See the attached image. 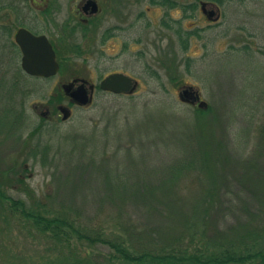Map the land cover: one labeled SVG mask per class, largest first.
<instances>
[{"label":"rangeland","instance_id":"obj_1","mask_svg":"<svg viewBox=\"0 0 264 264\" xmlns=\"http://www.w3.org/2000/svg\"><path fill=\"white\" fill-rule=\"evenodd\" d=\"M27 1L31 6V0ZM36 1L40 3L41 0ZM80 1L62 0L58 5L52 2L50 7L52 10L53 7L62 10L60 13L66 17L77 8ZM194 1L208 2L207 11L212 10L215 15L211 18L198 8L195 18L185 21L186 32L195 33L189 37L188 51L183 50L179 41L161 31L158 20L161 10L155 7H152L154 14L151 15L154 25L145 29L144 24L139 23L135 26L136 32L132 38L112 40L102 48L98 43L99 25L97 28L90 26L88 31L93 35L82 40L77 38L73 41L74 46L70 45L71 39L67 43L60 35L58 37L52 33L56 39L60 38L59 43L64 49L62 53L69 59L63 60V67L71 65L73 69L60 75L57 78L59 82L79 74L81 79L99 84L101 77L123 72L138 82L133 93L134 102L128 96L132 94L123 95L121 101H115L114 95L97 90L91 105L80 106L64 100L56 106V113L45 116L42 113L46 112L47 100L59 84L56 80L35 82L32 88L40 91L28 98L26 113L21 114L25 129L19 137H7V133L18 132L19 126L14 124L17 121V104L13 92L4 89L3 99L0 100V131H5L0 134V177L3 178L0 184L8 185L4 190L0 189L6 194L5 197L0 196V264H84L90 254L95 255L99 251L87 246H76L75 239L71 240L72 246L68 247L63 235L57 237L52 231L41 232L33 225L35 213L46 219L67 216L82 222L83 226L112 233L114 229L107 227L106 216L109 210L112 216L115 212L108 209L109 205L104 202L102 188L93 180L97 177L81 162L72 147L62 150L67 152L66 155L60 153V143L65 139L67 141L74 135L81 136L86 132L91 135L96 128L101 130L106 123L105 120L101 122L102 117L110 115L108 107L112 109L121 104L126 110L132 111L135 109L132 103H135L142 113V121L147 106L154 102L156 105L158 101L169 97L165 89L180 106L191 110L211 106L219 111L222 106L229 105L240 96L252 97L258 95L261 88L264 90V0H228L223 6L212 0H183L187 4ZM41 6H44L42 2ZM40 12H35V16H40ZM64 32L70 33L68 30ZM124 43L127 46L122 51ZM65 44L68 49L74 47L73 51H68ZM76 45L80 46L79 50L75 48ZM259 62L263 65H256ZM186 89L195 91L200 99L182 100L180 95ZM57 107L70 111V116L65 119ZM156 115L148 128L150 132L162 129L163 125L168 127L175 121L172 116ZM176 121L181 124L183 119ZM242 121L240 118L239 122L243 125ZM261 126H264V100L260 106L259 122L253 129L255 137ZM19 176L23 177V182L18 180ZM252 179L253 174L249 171V174L241 177V182L254 191ZM238 180L233 182L238 183ZM181 182H185L184 186H191L189 178ZM6 196L12 200H5ZM189 196L199 198L197 192ZM233 211L225 219L230 226H237L241 221L248 224L250 232L253 231L252 235L249 230H244L241 235L228 236L229 242L234 240V243H238L241 236L247 234L244 239L246 246L234 249V252L243 256L255 255L245 264H264V205L251 202L249 213H244L237 206ZM28 213L33 216L28 218ZM133 218L137 221V216ZM226 227L223 225L222 229ZM166 229L169 231L168 226ZM117 233L122 234L120 231ZM76 251L79 254L75 257L73 254Z\"/></svg>","mask_w":264,"mask_h":264},{"label":"trees","instance_id":"obj_2","mask_svg":"<svg viewBox=\"0 0 264 264\" xmlns=\"http://www.w3.org/2000/svg\"><path fill=\"white\" fill-rule=\"evenodd\" d=\"M212 1L223 6L228 0ZM192 34L188 32L180 41L184 51L190 47ZM187 62L189 67L190 59ZM165 94L167 99L145 108L142 121L135 103L132 111L121 104L108 107L110 115L102 117L106 123L101 130L60 143V153L66 155L62 150L72 147L97 177L93 180L102 188L104 202L115 212L112 216L109 210L106 216L107 227L114 230L108 234L67 216L46 219L28 213L27 217L33 216V225L41 232L66 237L68 247L75 239L76 246L99 250L84 264H245L255 256L234 252L246 246L247 234L238 243L228 241L229 235H241L244 230L252 235L248 224L240 221L230 226L225 219L236 206L249 213L251 202L264 205V126L259 127L257 137L253 130L259 122L264 90L252 97L240 96L220 111L211 106L191 110L180 106L166 89ZM128 96L136 100L135 95ZM114 97L121 101L123 95ZM156 114L172 116L175 121L150 132ZM179 118L181 124L176 121ZM249 171L254 191L241 182ZM188 178L191 186H184L181 181ZM18 180L23 182L21 176ZM7 185L0 184V189ZM194 192L198 199L189 196ZM5 195L0 190V196ZM5 200L12 199L6 196ZM223 225L227 227L222 229Z\"/></svg>","mask_w":264,"mask_h":264},{"label":"flooded vegetation","instance_id":"obj_3","mask_svg":"<svg viewBox=\"0 0 264 264\" xmlns=\"http://www.w3.org/2000/svg\"><path fill=\"white\" fill-rule=\"evenodd\" d=\"M61 1L41 0L40 3H37L36 0H31L32 5L30 6L27 0H0V100L3 99L5 88L13 92V98L15 99V104H17V117L15 118L17 121H14V124L19 126L18 132L7 133V137L13 135L19 137L25 129L26 124L23 123L21 114L26 113L25 104L28 98L40 91V89L34 90L32 88L35 82L48 83L56 80V83L59 84L57 85V90L47 100L46 112L42 113L45 116L56 113V106L62 104L64 100H70L71 104H76L65 90V85L71 83H74V86L71 88L70 93L74 92L80 85H84L91 99L87 106L93 103L97 90L103 94H112L114 96L126 95L124 93L115 94L111 91H103L100 88L101 82L111 74L122 73L130 77L136 82L137 88V80L123 72H113L101 77L102 80L99 84H93L90 80L81 79L79 74L73 76L72 79L70 78V81L62 80L59 82L57 78L60 75H65L73 70L70 68L71 65L66 68L63 67V60L68 61L69 59L63 55L64 49L59 43V35L67 43L72 40L70 45L74 46L73 41L77 38L82 40L93 35L88 31L90 26L97 28V25H99L100 35L98 43L100 48H102L112 40L123 41L132 38L136 32L135 26L139 23H143L145 29L154 25V18L151 15L152 13L154 14L152 7H155L161 10L158 19L161 31L165 32L170 38L180 42L181 39H186L187 36L186 27L184 26L185 21L192 17L195 18L198 8L211 18L215 15L211 14L212 10L207 11L209 3L203 1H194L191 4H187L183 0H82L77 5V8L73 10L75 12L71 11L70 15L65 17L63 13H60L62 10L54 9V7L52 10L50 7L52 2L58 5ZM41 2L44 6H41ZM38 11H41L40 13L45 15V17L42 18V14L35 16V12ZM22 30L29 31L34 37H46L55 52L56 61L59 64V71L56 75L43 77L28 72L24 62L25 52L18 41ZM64 30H68L70 33L67 34ZM52 33L58 36L57 39L53 37ZM24 43H27L26 39ZM28 44L34 48L37 47V44L32 41H28ZM126 46L127 44L124 43L122 51H124ZM66 47L68 49V45ZM75 48L79 50L80 46L76 45ZM73 49L74 47H70L68 51H73ZM35 55L38 56L36 52ZM43 85L41 89H43ZM60 94L62 96L61 102L59 101ZM190 95L187 97L188 99L195 97L192 94ZM58 111L63 115L64 112H68L70 116V111L62 108L61 110L58 109ZM1 114L2 112L0 111V119H2ZM1 133H5V131H0Z\"/></svg>","mask_w":264,"mask_h":264},{"label":"water","instance_id":"obj_4","mask_svg":"<svg viewBox=\"0 0 264 264\" xmlns=\"http://www.w3.org/2000/svg\"><path fill=\"white\" fill-rule=\"evenodd\" d=\"M211 14L214 15L215 12L212 11ZM20 34L21 36L18 37V41L21 43L22 48L25 52L24 62L28 72L43 77L56 75L59 71V64L56 61L55 52L49 41L46 39V37L45 36L39 38L34 37L27 30H22ZM25 39L27 43H24ZM28 41L35 42L37 44V47L34 48L33 46H30L28 44ZM35 52L37 53L38 56L35 55ZM36 68L38 69L35 70ZM136 85H137L136 82H134V80H132L130 77L122 73H116L106 77L101 82L100 88L103 91H111L115 94H121V93L131 94L135 91ZM73 86L74 83L65 85L66 92L70 94V96L76 103L80 105H87L91 99L84 85H80L74 92L70 93V90ZM191 93H192L191 90L186 89L180 95L181 99L184 100L185 96L186 97L191 96L190 95ZM68 116L69 113L64 112V118L66 119Z\"/></svg>","mask_w":264,"mask_h":264}]
</instances>
